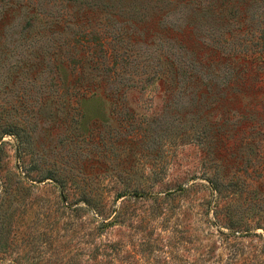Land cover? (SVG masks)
<instances>
[{
  "label": "rangeland",
  "instance_id": "rangeland-1",
  "mask_svg": "<svg viewBox=\"0 0 264 264\" xmlns=\"http://www.w3.org/2000/svg\"><path fill=\"white\" fill-rule=\"evenodd\" d=\"M43 1L0 0V264H264V120L213 136L219 124L206 122L264 118V82L240 73L231 85L251 102L232 94L225 112L210 107L227 93L216 59L198 92L149 79L120 88L112 108L118 83L101 82L83 119L75 102L49 109ZM178 36L198 58L213 52L202 36Z\"/></svg>",
  "mask_w": 264,
  "mask_h": 264
},
{
  "label": "trees",
  "instance_id": "trees-1",
  "mask_svg": "<svg viewBox=\"0 0 264 264\" xmlns=\"http://www.w3.org/2000/svg\"><path fill=\"white\" fill-rule=\"evenodd\" d=\"M42 4L50 5L46 13L50 17L41 19L45 25L39 30V39H50L56 88L55 97L48 100L49 109L75 102L83 119L85 102L101 95V82L118 83L112 91V108L117 106L120 88H138L149 79L163 80L180 96L193 87L198 92L211 86L212 77L208 75L216 59V69L222 74L218 83L226 86L227 93L217 95L210 107L215 103L222 112L227 110L225 101L233 102L228 96L241 93L231 85L240 73H248L253 83L264 82V0H44ZM250 6L251 17L246 15ZM254 19L260 23V33L251 31ZM187 31L204 37L202 42L213 52L198 58L178 36ZM140 41L145 45H135ZM239 61L240 72L239 66L233 68ZM239 78L242 80V75ZM239 96L246 106L251 102L244 94ZM29 112L24 119L28 124L32 118ZM213 116L206 114L208 124H219L218 130L211 131L212 136L215 131L221 132V126L233 128L245 118L258 123L264 120L249 114L233 113L223 121ZM16 126L9 125L5 133L18 134ZM79 130L86 132L82 127ZM201 132L202 137L199 131L197 135L205 139L207 130ZM208 149L211 153L213 148Z\"/></svg>",
  "mask_w": 264,
  "mask_h": 264
}]
</instances>
